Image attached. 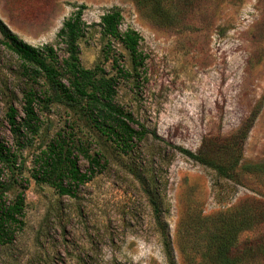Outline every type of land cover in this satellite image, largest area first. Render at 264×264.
Wrapping results in <instances>:
<instances>
[{
	"label": "rangeland",
	"instance_id": "rangeland-1",
	"mask_svg": "<svg viewBox=\"0 0 264 264\" xmlns=\"http://www.w3.org/2000/svg\"><path fill=\"white\" fill-rule=\"evenodd\" d=\"M163 1L157 6L143 0H0V19L8 28L32 46L53 45L60 60L66 54L57 33L76 7L84 6L81 65L99 66L109 76L123 70L115 102L156 135L149 134L127 155L84 119L52 104L45 111L37 107L39 131L17 150L6 113L14 105L23 117L26 81L0 36V142L17 155L15 169L0 173V183L8 185L0 198L8 203L22 195L25 202L12 242L0 244V264H168L134 172H159L176 264H216L204 220L247 199H263L264 173L253 175L246 167L264 164V0ZM113 7L123 16L120 30L133 29L142 37L143 64L137 72L123 46L102 34L101 17ZM255 113L238 184L219 179L179 151L199 153L205 137L227 138ZM59 137L84 145L91 155L101 153L105 162L65 196L35 178ZM74 154L81 172H89L84 155ZM263 235L264 223L242 232L239 243ZM241 264H264V254Z\"/></svg>",
	"mask_w": 264,
	"mask_h": 264
},
{
	"label": "trees",
	"instance_id": "trees-1",
	"mask_svg": "<svg viewBox=\"0 0 264 264\" xmlns=\"http://www.w3.org/2000/svg\"><path fill=\"white\" fill-rule=\"evenodd\" d=\"M143 1L150 4L155 2L158 6L163 0ZM76 9L64 20L57 33V40L65 46L66 57L62 60L59 59L53 45L32 46L14 34L0 19L1 44L18 59L21 77L26 81L22 92L23 117L19 118L14 105H10L6 113V122L15 140L14 147L19 150L38 133L40 119L37 107L45 111L49 110L52 104H57L84 119L105 142L129 155L138 143L148 138L149 134L153 137L156 135L150 133L130 114L125 113L115 102L118 77L124 73L123 70L118 67L117 75L109 76L99 66L87 69L81 65L79 45L86 34L87 25L82 18L85 7ZM122 21L121 11L117 7L111 8L101 17L102 34L110 42H118L123 46L130 55L134 71L137 72L143 64L140 51L142 37L133 29L122 32L120 30ZM114 62L117 63L116 58ZM256 116V113L251 115V119L243 128L227 138L205 137L199 153L186 149L179 151L214 171L219 179L238 184L244 142ZM75 150H79L88 161L89 172H81L74 154ZM15 153L0 142V173L6 168L15 169L17 162ZM103 161L101 153L91 155L84 145L75 147L66 142L64 137H59L50 146L41 171L35 178L54 188L60 195H71L74 189L95 175L97 168L105 163ZM246 168L253 175L264 173V164L250 165ZM134 175L144 187V195L151 208L156 228L159 229L167 263L176 264L164 218L167 211H163L164 199L159 191L161 186L159 172L151 168L146 174L134 172ZM0 189L6 190L8 185L0 183ZM259 195L263 199H247L232 211L229 210V213L204 220L210 227L206 228V237L215 252L216 264H241L247 262L251 255L264 254V235L255 241L245 242L243 246L239 243V235L242 232L250 231L264 223V194ZM24 206L22 195L8 203L3 201V196L0 198L1 245L12 242L14 229L20 225L19 219Z\"/></svg>",
	"mask_w": 264,
	"mask_h": 264
}]
</instances>
